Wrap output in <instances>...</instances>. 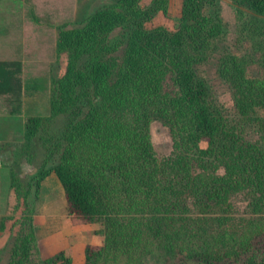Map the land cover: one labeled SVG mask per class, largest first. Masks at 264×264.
<instances>
[{
    "label": "trees",
    "instance_id": "trees-1",
    "mask_svg": "<svg viewBox=\"0 0 264 264\" xmlns=\"http://www.w3.org/2000/svg\"><path fill=\"white\" fill-rule=\"evenodd\" d=\"M202 1L185 0L174 31L146 25L167 0H105L73 25H58L66 68L51 84L49 115L28 116L16 148L15 165L25 158L36 170L23 180L10 169V186L24 210L13 222L19 229L6 264H73L63 249L44 257L39 251L28 197L51 171L70 215L109 227L105 245L86 246L87 264L110 250L127 255V264H140L141 232L161 249L186 251L194 264L243 254L242 264H264V257L249 253L256 217L245 227L232 223L231 199L243 191L253 210L262 206L264 79L249 78L242 61L224 56L219 72L236 94L235 108L219 102L197 64L223 24L218 12L201 18ZM233 1L264 14V0ZM185 20H193L189 31ZM22 70L20 60H0V99L9 114L21 113L25 96L46 90L41 79L23 80ZM168 72L174 88L167 90ZM154 119L172 134L173 152L165 158L153 149ZM249 127L258 138L246 137ZM170 174H192L189 187L158 192L154 179Z\"/></svg>",
    "mask_w": 264,
    "mask_h": 264
},
{
    "label": "rangeland",
    "instance_id": "rangeland-1",
    "mask_svg": "<svg viewBox=\"0 0 264 264\" xmlns=\"http://www.w3.org/2000/svg\"><path fill=\"white\" fill-rule=\"evenodd\" d=\"M105 0H17L13 5L16 15L22 16L23 40L21 43L11 42L8 46L17 47V52L6 51L0 60H20L22 62V78L41 79L45 91L25 96L22 111L19 114H9L4 99H0V225L6 217L4 228H0V264L9 260V249L14 236L19 229L13 222L24 210L23 198L10 186V169L14 166L23 178L28 180L36 166L21 158L20 166L15 165L16 148L23 141V129L28 116L50 113L51 84L57 76L63 74L66 68V53L58 49V25L68 23V26L88 15L95 6ZM151 0H143L148 4ZM185 0H167L165 8L146 25L148 27L163 26L174 31L181 22ZM22 6V10L19 6ZM16 6V7H14ZM222 21V34L212 42L206 50L205 58L197 64L199 72L210 83L213 93L219 102L230 111L235 108V92L220 75L219 67L224 56L234 57L242 61L249 78L264 79V14H258L251 9L238 5L233 0H204L200 6L201 18L217 15ZM18 22V16H17ZM18 24V23H17ZM193 20H185L183 27L189 31ZM18 49H21L19 52ZM2 53V52H1ZM3 54V53H2ZM172 72H168L163 83L165 88L173 89ZM238 95V94H237ZM39 101L37 104L33 101ZM9 117V119H7ZM12 117H16L15 119ZM61 119L58 120V124ZM150 137L153 149L158 158H165L173 152V138L169 127L159 119L152 120ZM248 139L258 138L253 128L246 132ZM192 174H170L161 180L155 178L156 189L161 193L171 194L180 188H188ZM233 215L235 220L242 221V227L256 217L259 224L258 233L251 239L253 244L249 253L258 258L264 257V198L260 210H253V204L247 195L241 191L232 197ZM33 206L31 215L40 254L53 255L63 249L72 257L73 264H87L85 248L88 244L103 246L109 227L103 220L84 222L78 216L70 215L67 210V199L63 186L55 173L51 171L39 185L33 184L28 197ZM11 217V218H10ZM146 218V217H145ZM141 220H144L142 217ZM237 226V225H236ZM219 229V226H216ZM235 227V225H233ZM221 229V228H220ZM235 229V228H232ZM222 230V229H221ZM247 234V232H246ZM141 240L140 264H194L179 250L161 249L147 233L138 234ZM148 238V241L146 240ZM248 253V254H249ZM245 255L234 257L225 262L215 264H242ZM127 255L116 250L107 251L96 258L93 264H127Z\"/></svg>",
    "mask_w": 264,
    "mask_h": 264
},
{
    "label": "crops",
    "instance_id": "crops-1",
    "mask_svg": "<svg viewBox=\"0 0 264 264\" xmlns=\"http://www.w3.org/2000/svg\"><path fill=\"white\" fill-rule=\"evenodd\" d=\"M8 1L16 5V2L14 1H17V0H0V57H5L4 54L6 53L4 52L6 51H9L11 53L17 52V47L12 48L8 46V44L11 42L21 43L23 40L22 16L16 15V13L13 11V5L9 4ZM19 7L22 10V6L20 5ZM17 16H18V22H17ZM18 51L20 52L21 49H18ZM31 97L32 96H30V98ZM33 101L36 104L39 102L37 101V99ZM12 118L15 119L16 117H12ZM7 119H9V117ZM0 140H1V137H0ZM1 141H0V144H1Z\"/></svg>",
    "mask_w": 264,
    "mask_h": 264
}]
</instances>
